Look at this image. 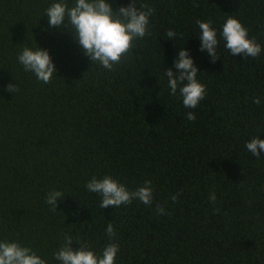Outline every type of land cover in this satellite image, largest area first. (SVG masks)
<instances>
[{"label": "trees", "instance_id": "trees-1", "mask_svg": "<svg viewBox=\"0 0 264 264\" xmlns=\"http://www.w3.org/2000/svg\"><path fill=\"white\" fill-rule=\"evenodd\" d=\"M54 2L0 0V241L46 264H60L53 253L65 234L74 250L87 244L98 255L118 244L115 264H264V151L258 158L245 147L264 140V0H138L154 9L151 35L135 39L111 71L90 62L67 20L48 25ZM106 2L116 11L131 0ZM229 15L261 45L258 57L224 47ZM197 20L216 29L215 62L200 50ZM168 29L177 33L171 40ZM25 47L48 52L49 83L18 62ZM183 48L206 89L194 109L179 90L169 94L164 76L176 73ZM106 175L129 191L151 181L152 203L100 208V194L85 185ZM54 190L57 210L45 203Z\"/></svg>", "mask_w": 264, "mask_h": 264}, {"label": "clouds", "instance_id": "clouds-1", "mask_svg": "<svg viewBox=\"0 0 264 264\" xmlns=\"http://www.w3.org/2000/svg\"><path fill=\"white\" fill-rule=\"evenodd\" d=\"M153 12L152 7L147 3H139L138 0H131L126 7H118L116 11H113L106 0H74L72 6H69L65 0H58L45 9L44 15L47 16L48 25L58 29L67 20L73 40L79 43L90 62H98L104 69L111 71L113 66L120 64L122 57L130 52L135 39L151 35L149 17ZM196 23L201 33L198 37L200 50H206L207 55L215 62L218 59L216 29L212 27L210 20H197ZM176 35L177 33L171 29L166 31L169 40ZM220 36L225 41L224 47L232 55L243 54L244 57L255 58L262 51L261 45L256 42L255 38L248 37V29L231 15L222 25ZM17 59L25 71L34 73L38 81L47 84L55 76V66L46 50L39 47L36 50L25 47ZM173 65L177 70L176 73L171 68L164 71L170 89L169 94L175 96L179 90L183 106L196 108L204 99L206 89L197 81L198 70L184 48L177 52ZM5 91L15 93L16 85L9 83ZM253 103L260 104V99L253 98ZM186 117L188 121L196 119L193 112H188ZM245 147L253 156L259 158V152L264 151V140L255 136L246 143ZM85 186L90 192L100 194V208L127 205L133 199L149 205L153 199L151 181H145L143 186L129 191L119 181L106 175L100 179L93 176ZM171 199L175 202L177 197L172 196ZM209 199L215 204L214 193ZM58 200H63L62 193L54 190L48 193L45 203L51 205L52 210H57ZM156 210L161 215L166 214L160 205H157ZM105 231L110 239L115 236L111 223L107 225ZM72 242L73 237L65 234L64 244L53 253V258L60 264H115L118 244H107L98 255L90 250L87 244H82L74 250L71 247ZM0 264H46V261L29 247L22 246L15 241H0Z\"/></svg>", "mask_w": 264, "mask_h": 264}]
</instances>
